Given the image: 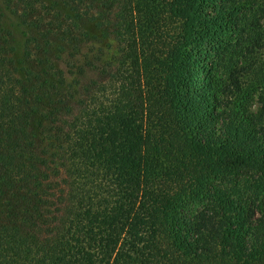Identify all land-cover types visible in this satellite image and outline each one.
Here are the masks:
<instances>
[{
  "label": "trees",
  "instance_id": "trees-1",
  "mask_svg": "<svg viewBox=\"0 0 264 264\" xmlns=\"http://www.w3.org/2000/svg\"><path fill=\"white\" fill-rule=\"evenodd\" d=\"M0 264H264V0H0Z\"/></svg>",
  "mask_w": 264,
  "mask_h": 264
}]
</instances>
